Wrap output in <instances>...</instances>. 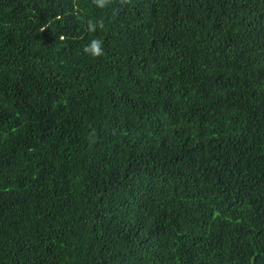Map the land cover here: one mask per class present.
I'll return each mask as SVG.
<instances>
[{
  "label": "trees",
  "instance_id": "16d2710c",
  "mask_svg": "<svg viewBox=\"0 0 264 264\" xmlns=\"http://www.w3.org/2000/svg\"><path fill=\"white\" fill-rule=\"evenodd\" d=\"M0 264H264V0H0Z\"/></svg>",
  "mask_w": 264,
  "mask_h": 264
},
{
  "label": "clouds",
  "instance_id": "9594fccd",
  "mask_svg": "<svg viewBox=\"0 0 264 264\" xmlns=\"http://www.w3.org/2000/svg\"><path fill=\"white\" fill-rule=\"evenodd\" d=\"M111 0H93V3L98 7V8H105ZM130 0H121L122 4H127L129 3ZM103 28L102 23L94 22V21H89L88 22V28L87 30L89 32H95L97 28ZM84 53L97 58L101 57L104 55V48H103V42L99 39H92L83 49Z\"/></svg>",
  "mask_w": 264,
  "mask_h": 264
}]
</instances>
